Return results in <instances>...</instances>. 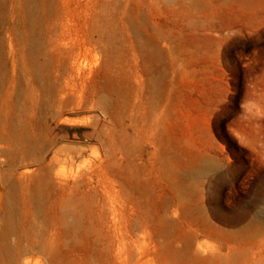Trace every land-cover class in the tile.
<instances>
[{"label":"rangeland","instance_id":"obj_1","mask_svg":"<svg viewBox=\"0 0 264 264\" xmlns=\"http://www.w3.org/2000/svg\"><path fill=\"white\" fill-rule=\"evenodd\" d=\"M0 264H264V0H0Z\"/></svg>","mask_w":264,"mask_h":264}]
</instances>
